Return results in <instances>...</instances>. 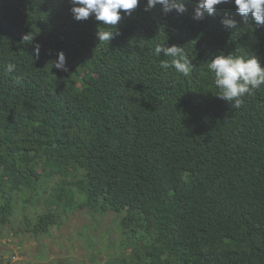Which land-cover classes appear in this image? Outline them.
<instances>
[{"label": "trees", "instance_id": "trees-1", "mask_svg": "<svg viewBox=\"0 0 264 264\" xmlns=\"http://www.w3.org/2000/svg\"><path fill=\"white\" fill-rule=\"evenodd\" d=\"M184 3L141 0L101 44L102 23L76 21L70 0H0L2 228L20 212L24 233L49 235L88 209L116 215L123 238L100 264H264V86L235 108L207 68L221 53L264 67V25L234 0L202 20ZM157 45L183 48L191 74L162 69Z\"/></svg>", "mask_w": 264, "mask_h": 264}, {"label": "clouds", "instance_id": "clouds-1", "mask_svg": "<svg viewBox=\"0 0 264 264\" xmlns=\"http://www.w3.org/2000/svg\"><path fill=\"white\" fill-rule=\"evenodd\" d=\"M141 0H70L72 5L71 13L76 21H84L94 16L95 20L102 23V27L97 32V38L102 43L111 42L118 34L117 26L122 20L121 12L131 16L137 9ZM233 0H198V6L195 9L193 18L202 20L207 15H214L218 5L232 3ZM236 11L245 20L249 14L254 18L257 25H264V0H234ZM157 5L162 6V11L167 14L173 10L180 14L186 11L184 0H146L145 11H148ZM221 23L230 29L237 27V22L225 17ZM107 27L116 29L115 31L103 30ZM34 34H25L22 37L23 42L31 44ZM41 52V46L35 45L33 55L38 59ZM155 55L171 57V62L167 59L160 60L162 69L174 68L177 73L187 77L191 74L193 65L189 57L183 52V48L173 45H157ZM57 59L52 61V66L58 71L68 72L67 59L63 51L57 54ZM208 70L214 74V85L218 89V97L226 100L235 108H239L244 97L252 95L261 86H264V67L255 54L247 57L234 54H219L207 64ZM16 70L14 63H8L6 71L11 73Z\"/></svg>", "mask_w": 264, "mask_h": 264}, {"label": "rangeland", "instance_id": "rangeland-1", "mask_svg": "<svg viewBox=\"0 0 264 264\" xmlns=\"http://www.w3.org/2000/svg\"><path fill=\"white\" fill-rule=\"evenodd\" d=\"M20 216L5 228L0 224V264H100L114 259L123 241L114 214L75 210L49 235L38 236L24 233Z\"/></svg>", "mask_w": 264, "mask_h": 264}]
</instances>
